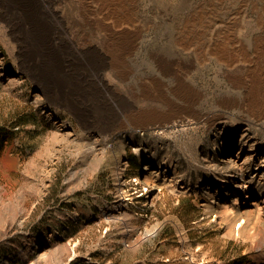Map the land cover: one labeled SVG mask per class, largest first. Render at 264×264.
<instances>
[{"label":"rangeland","instance_id":"374dc122","mask_svg":"<svg viewBox=\"0 0 264 264\" xmlns=\"http://www.w3.org/2000/svg\"><path fill=\"white\" fill-rule=\"evenodd\" d=\"M132 1L142 35L130 64L140 81L171 80L159 55L191 63L199 85L212 79L216 59L184 50L182 37L264 36V0ZM38 2L40 35L17 25L25 18L11 26L0 15V264H264V214L241 217L203 191L220 171L205 168L206 153L234 155L247 122L96 128L85 98L68 108L65 95L93 80V44L78 48L73 2ZM49 40L51 52L37 55ZM254 129L264 142V123ZM152 158L172 161L193 190L145 181Z\"/></svg>","mask_w":264,"mask_h":264},{"label":"bare ground","instance_id":"6f19581e","mask_svg":"<svg viewBox=\"0 0 264 264\" xmlns=\"http://www.w3.org/2000/svg\"><path fill=\"white\" fill-rule=\"evenodd\" d=\"M47 1L73 2L79 20L78 48L83 51L87 43L93 44L92 53L97 57L89 69L94 78L88 87L66 91L65 95L72 99L66 104L68 108L83 96L94 126L100 129H108L113 121H119L122 129L145 128L151 123L163 127L191 119L205 121L209 126L228 117L246 121L239 129L240 145L234 155L221 157L217 162L206 153L205 168L220 171L203 191L213 196L212 201L218 205L230 201L227 209L241 217L252 209L264 214V142L254 129V124L264 123V36L242 39L229 35L215 40L182 37L177 42L184 50L193 49L199 56L216 59L218 65L212 79H203L199 85L190 75L191 63L159 55L158 70L171 80L154 74L149 81H140L132 75L130 64L142 35L132 0ZM40 6L38 0H0V15L11 26L17 22L18 26L26 25L31 34L40 35ZM17 16L27 22H14ZM48 44V49L35 45L36 54L51 52L53 41ZM180 102L186 107H178ZM222 131L218 130L219 134ZM144 170V180H151L156 186H170L181 193L194 188L173 171L172 161L156 163L152 158ZM144 188L148 190L147 184Z\"/></svg>","mask_w":264,"mask_h":264},{"label":"water","instance_id":"95a60500","mask_svg":"<svg viewBox=\"0 0 264 264\" xmlns=\"http://www.w3.org/2000/svg\"><path fill=\"white\" fill-rule=\"evenodd\" d=\"M178 107H186V103L180 102ZM150 125L158 126L159 124H153V123H151Z\"/></svg>","mask_w":264,"mask_h":264}]
</instances>
